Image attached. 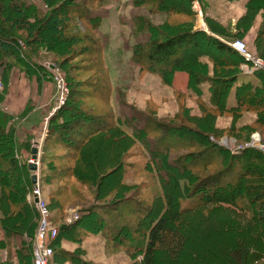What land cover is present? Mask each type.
Instances as JSON below:
<instances>
[{
	"label": "trees",
	"instance_id": "trees-1",
	"mask_svg": "<svg viewBox=\"0 0 264 264\" xmlns=\"http://www.w3.org/2000/svg\"><path fill=\"white\" fill-rule=\"evenodd\" d=\"M132 1L136 6L151 3L159 9H164L165 0ZM195 1L185 0L191 10ZM41 2L44 8L33 3L27 4L24 0H0V13L10 7L12 9L10 17L2 20L0 16V67L4 84L0 92V138L9 144V167L15 173L10 176H0V226L6 237L5 241L0 243V247L7 248L11 243L13 244L14 240H22V247L17 248V262L6 264H33V254H25V249L28 246L30 249L32 243H28L25 238L32 240L35 237L39 225V212L35 204L27 200L28 194L34 188L33 174L29 164L22 163V160L17 157L23 148L30 152L32 146L27 141L23 147L18 132L13 127L14 123H11L13 116L3 108L7 82L5 71L8 72L10 68H20L33 75H48L53 80L51 72L43 65H38V57L42 52L39 50L42 47H36L39 34L43 33L46 37L52 38V46L48 44L42 50L55 53L57 50L54 42H57L55 39H59L63 40L67 47L73 48L76 55L81 54L87 58L91 49L84 43L90 39V36L86 35L88 39L83 38L81 36L83 33L71 30L70 26L72 23L77 26L81 21L88 29L87 32L92 30L100 36L102 22L107 18L103 15L104 10L102 11L105 0H41ZM263 2L264 0H252L251 5ZM173 12L178 14L177 10ZM245 18L247 22L249 15ZM207 21L211 33L203 30L182 33L165 43L151 44L147 51H143L142 45L133 48L129 43H125L127 48L131 47V64L141 69L146 68L151 73L158 72L163 82L170 83L176 72L188 71L192 73L188 80L189 89L197 95H203L201 86L204 83L209 84L211 92L209 101L199 102L206 115L200 118L185 116L186 122L193 126L197 120L211 121L209 130L206 132L210 135L205 134V144L197 139L202 134H196L197 137L179 134L178 125L162 122L156 118L152 119V117L145 118L142 127H139L136 120L122 119L118 115L115 116L112 110L109 115H87L72 102H77L75 100L77 95L82 97L83 93L88 99V93L80 89L82 87L80 84L75 85L74 78L70 75L73 67L67 69L70 62L64 60V63L60 64L66 72L71 93L65 104L49 120L44 152L47 153L49 148L53 151L62 148L67 152L60 158L44 153L42 162L49 165L50 171L41 180L42 185L45 183L47 187L56 186L47 193L50 200L49 208L51 207L54 212L52 219L59 228L58 236L52 243L54 249L52 262L63 252L71 264H89L81 258L83 255L81 248L73 253L64 252L60 248L63 240H71L79 244L82 241L83 229L95 234L103 233L113 245L124 246L126 251L132 250L133 264H136L139 256L144 257L142 264H154L156 254L163 249L169 251L176 260L190 249L186 247V243L190 235L188 226L191 224L183 230L170 228L167 224L168 219L174 216V213L177 214L175 220L179 221L181 216L193 215L195 211L201 210V207L225 199L227 193L232 194L235 191L237 195L240 194L244 180L251 176L261 179L262 175L258 171L259 164L264 166L262 151L248 148L240 154H232L228 149L220 146L217 139L224 134H229L240 140H248L254 128L260 127L264 131V72L256 71L247 76L249 79L236 89V104L229 106L228 100L234 85L240 76H246L241 66L247 61L229 45L238 40L237 36L230 35L224 27L216 25L213 21L208 19ZM7 22H13L17 32L15 37L5 31L4 25ZM250 22H247V27ZM137 23L141 26L145 21L140 18ZM239 35L244 37L241 33ZM257 40L258 57L264 59V24L261 26ZM20 42L28 46L27 51L21 48ZM202 42L211 44L210 46L218 53L202 48ZM96 46L102 61L105 58V52L109 50L110 39L108 37L104 40L99 39ZM93 48L96 47L93 46ZM216 55H219L218 62L215 59ZM188 61H191L193 65L191 71L184 68ZM222 71L223 75H221ZM203 73L204 75L200 76ZM98 87L97 89L103 88ZM110 96L109 90L105 88L103 98L101 97L103 102L108 104ZM243 112L255 115L251 123L245 121ZM226 117L232 119L231 127H219L217 121ZM194 121L195 123H192ZM124 124H128L127 126L132 124V134L124 129ZM103 143H107L111 150L108 152L109 157L105 161V166L102 164L100 167L103 166L105 172L115 167L118 174L116 184L101 197L98 190L101 178L97 182L92 181L90 177L93 175L92 167L87 154L92 152L97 156L98 145ZM136 148L141 149L142 156L146 160L145 170L151 173L154 171L155 177L159 178L161 184L162 194L151 204L147 203L141 195L143 185H138L135 180H132L131 171L136 170V165L125 159L129 153L128 149ZM187 149L190 151L185 152ZM100 153L97 160H101ZM256 162H259L258 165ZM57 163H61L62 166L56 167ZM212 168L216 169L214 173L203 175ZM12 176L23 179L19 199L11 186ZM84 188H89L94 201L90 207L81 209L80 218L75 224L64 225L68 208L84 202L85 196L82 190ZM108 198L112 204L108 203ZM227 200H220L224 203V211L233 212L231 208L236 206L246 210L245 206H250L242 202L236 205L234 201H229L230 205L227 206ZM99 201L102 203H98ZM254 202L257 204L254 217L263 224L264 186ZM228 224L225 222L218 228L220 235L224 234ZM88 225H92L93 231L88 229ZM260 241L261 239L258 243ZM260 245L259 243V248L257 247L259 254H251L250 250L253 249L245 252L247 256L245 261L242 260L240 250H237L229 264H258L263 260L262 252H264V247ZM189 259L191 264H199L197 262L199 259Z\"/></svg>",
	"mask_w": 264,
	"mask_h": 264
},
{
	"label": "rangeland",
	"instance_id": "rangeland-1",
	"mask_svg": "<svg viewBox=\"0 0 264 264\" xmlns=\"http://www.w3.org/2000/svg\"><path fill=\"white\" fill-rule=\"evenodd\" d=\"M24 1L27 4L33 3L39 7H43L41 6V0ZM251 3L252 0H196L191 10L190 6H188V4L186 5L185 0H165L163 3L164 9H159L151 3H146L142 6H136L133 4L132 0H105L102 11L104 10L105 13L103 15L105 17L107 16V18L102 22L100 36L97 32H94L90 29L89 30L91 32H87L88 29H86L85 25L81 21L79 25L77 24V26L75 23H72L70 26L71 30L80 34L83 33L81 35L83 38L88 39V36H90V39L84 43L91 49V53L87 58L81 54L76 55V51L73 50V48L67 47L64 41L59 39H55L57 42H54V47L57 50L55 53H48L47 51L42 50L43 48H46L48 44L52 46V38H48L43 33H41L39 34L38 42L36 43V47H42V49H39L42 52L40 53L38 60L42 65L44 64L48 67H55V70L65 82L66 89L68 90L67 95L65 93L67 98H69L71 91L70 87L68 86L66 72L60 64H63L64 60H68L70 62L67 69L69 70L73 67L70 75L74 78L75 85L80 84L82 86L80 89L83 92L88 93V99L83 93L82 97L77 95V99H75L77 102L72 103L74 106L81 108L87 115H109L111 114L112 110L115 116L118 115L122 119H127L129 121L136 120V124L139 127H142L141 125H143L145 122V118L152 117V119L156 118L160 119L162 122L178 125V128H180L179 134H190V136L195 137H197L196 134L198 133L202 134L200 137H197V139L200 140L201 143L205 144V134L210 135L206 132L209 130L211 121L208 119H201L200 121L197 120L196 123L195 121L192 122L195 123V126H193L186 122L185 116L189 115L187 117L193 116L200 118L204 117V114L206 115V112L202 110L199 102L209 101L211 96L209 84L204 83L201 86L203 95H197L195 92L189 89L188 80L190 79V75L192 76V73L188 71L176 72L173 79L169 81L170 83L163 82L158 72L151 73L146 68L141 69L131 64V47L134 48L135 46L142 45V48L144 49L143 51H147L150 49L147 48L150 47L151 44L165 43L176 38L175 36L181 35L182 33L188 34L190 32L199 30H204L211 33L209 23L207 21L208 19L209 21H213L216 25L224 27L227 30V33L230 35L237 36L238 40L236 41H243L246 44L247 50L252 58L259 60L262 59L263 61V58L258 57L257 50L259 48L257 37L262 24H264V2L260 4L255 3L253 6ZM176 10L178 14L173 12ZM11 11V7L6 11H1V19L3 20L4 18L10 17ZM248 15L249 18L247 22H251L247 27L245 17ZM140 18H142L145 23L141 26H138L137 20ZM12 23L7 22L4 27L6 28L5 31H8L9 34L13 35L12 37H15L17 32ZM239 33H241V35L244 37H240ZM107 37L110 39V46L109 50L105 52V58L101 61V58L96 50V43L97 40H104ZM125 43H129L131 47L127 48ZM24 45L26 47V44ZM210 45L211 44L208 42H202V48L218 53ZM93 46L96 48H93ZM216 56L217 58L215 59L217 62L220 61L219 55ZM191 64V61L186 62L184 68L191 71L193 69V65ZM223 74L224 72L222 71L221 75ZM203 75L204 73L200 76ZM221 75L218 76L220 77ZM248 79L249 77L247 76H240L239 80L232 89L230 98L228 100L229 106H234L236 104V89ZM53 81L58 102L62 91L59 89L55 78ZM98 86L103 88L97 89L99 88ZM105 88L109 90L111 95L109 99L110 101H108L109 105L103 102L102 99ZM243 113L245 121L247 123H251L255 115L253 113ZM11 123H14L13 127L18 132L20 128V125L18 124L20 122H18L16 118L13 117V119H11ZM231 124L232 119L228 117L220 118L217 121V125L223 128H229L231 127ZM127 125L128 124H124V129L128 131L129 134H132V124L131 126ZM46 129H49V122H47V126H45L43 129L38 130L40 131V134H42V132ZM253 130L254 131L251 132L252 134L249 133L251 134L249 139H245L246 141L237 139L235 136H229V134H224L222 137H219L220 139L217 140L221 141L222 138H227L229 140L235 141L236 145L238 146H245L252 140L253 137L260 136L264 143V131L262 128L257 127ZM18 136L20 137V142L24 147L26 144L25 142L27 141H29L31 146L34 145L32 143L35 141V139H32L31 136L26 139L25 136L19 134V132ZM8 145L9 144L6 141L0 138V176H10V174H15L9 167L10 153L8 150ZM203 146L204 145H202V147ZM110 150L111 147L107 143L98 145L97 156L101 151V160H97V156L93 155L92 152L87 154V158H90L89 161L91 162L92 167L93 175L90 176L92 177V181L97 182V180H100L101 178L98 189L101 197H103L102 195L106 194L109 189L113 188V186L116 184V175L118 174V171H116L115 167H112L109 171H103V166L106 164L105 161L109 157L108 152H110ZM128 151V156L126 155L125 158L126 161H131V163L136 165V170L131 171L133 176L132 180H135L138 185H143V191H141V195L143 199L147 201V203L151 204L156 197L162 194L159 178L155 177L154 171H152V173L149 171V173L145 170L146 160L142 156L143 153L140 148L133 150L128 149ZM188 151H190V149L185 150V152ZM196 151H198V149ZM26 152H28V150H26ZM66 152L67 150H63L62 148L58 149L57 151H53L49 148L48 152L46 153L44 152V146H40V153L43 155L40 158L41 164H38L39 171L37 172L40 176L39 180L42 197L45 200L48 208L50 200L47 196V193H49L56 186L47 187V185L44 183L43 187L41 182L42 177L49 173L50 170L49 165L42 162V158L44 153L51 157L58 156V158H60ZM19 153L20 154L17 156L18 159L22 160V163H29L31 158L23 159L24 153ZM256 163L258 165L259 162ZM102 164L103 166L101 168L100 166ZM50 165L53 166L52 164ZM61 166V163L56 164V167ZM254 168L258 169L257 167ZM263 169L264 166L259 164L258 173L262 175L261 179L251 176L249 179L244 180L240 194L237 195L236 192L233 191L232 194L227 193L225 195V199H220H229L227 200V206L230 205L231 201H234L236 205L241 202L243 204L250 205H241L245 206L246 210L236 206L231 208L233 212L224 211L223 201L218 200L214 204L201 207V210L195 211L193 215L191 214L187 217L181 216L179 221L175 220V215L177 214L174 213V216L171 217L172 219H168L167 224L170 228L183 230L187 229L188 224H191V226H188V228H190V235L188 236V241L186 243V247H189L190 249L185 251L184 254L178 257L176 260L174 259V256H172L171 253L166 249L159 250L155 256L154 264H191L189 258L199 259L197 261L199 264H229L231 263L230 260H233L232 255L237 250H240L243 261H245V259L247 260L246 253L250 249H253L252 251L250 250L251 254H259V243L261 244L260 246L264 247V223L260 224L261 222H258L254 217V210L257 211V204H255L254 200L261 191L262 186H264ZM215 171L216 169L212 168L203 175L211 174ZM32 174L34 173L32 172ZM132 180L130 181L132 182ZM22 181L23 179L12 176L11 186L17 193L16 196L18 199L21 196V187L23 186ZM93 188L97 190L96 187ZM34 189L35 186L27 196V200L31 204L34 203L32 200ZM88 189L89 188L82 189L85 196L84 202H79L74 206L71 205V207H69L67 210V214L68 212L71 214V212H74L77 209H85L90 207V204L92 201H94V199L91 198L93 196L90 195L91 193ZM107 200L109 202H106L112 204L110 203L111 200H109V198ZM98 203H102V201H99ZM49 210L51 212V216L54 218V212L52 211L51 207ZM67 217L68 215L66 216L65 221L67 220ZM225 222L229 223L227 226L228 228L224 230L223 235H220L218 228L223 226ZM103 237L104 236L102 235H98V243L91 247V255L87 257L86 260H99L98 256L101 254V246L104 243ZM260 239L261 241L258 243V240ZM25 240H27L28 243H32L33 241L31 239L28 240L27 238H25ZM0 243L2 242L0 241ZM10 246L7 250L8 252L11 250V248L15 249L22 247V240H14V244L11 243ZM28 248L25 249V254L31 255L33 253L32 245L30 246V249ZM0 250L2 251L0 252L1 263L4 247H0ZM262 254L263 260L258 264H264V252H262ZM143 258L144 257L139 256L137 258L136 264H142ZM106 259L107 258L104 255L103 259L101 258V260L107 261V264H112L113 261ZM122 261L124 264H130V260L124 254Z\"/></svg>",
	"mask_w": 264,
	"mask_h": 264
},
{
	"label": "crops",
	"instance_id": "crops-1",
	"mask_svg": "<svg viewBox=\"0 0 264 264\" xmlns=\"http://www.w3.org/2000/svg\"><path fill=\"white\" fill-rule=\"evenodd\" d=\"M27 49L28 47L26 45L25 49L23 50L27 51ZM38 65H42L41 62L38 61ZM43 66L45 67L46 65L43 64ZM8 70V72L5 71L7 82L5 85L3 108L8 111L13 117H15L18 122H20L18 124L20 125L18 131L19 134L25 136L26 139L31 136L32 139H35V141L32 143L34 145L39 143L40 146H44L47 129L44 131L42 130V134H40V131L38 129H43L45 126H47L49 117L52 115V113H54L56 109L57 97L55 93L54 81L52 80V78L50 79V76L48 77V75H33L20 68H10ZM34 145H32V148ZM21 153H24L23 159H32L31 151L26 152V150L23 148L21 150ZM40 155L42 156L43 154L40 153ZM80 211L81 209H77L76 211L71 212V214L68 212L67 215L69 217L73 213H77L80 216ZM63 224L67 225L66 221H64ZM88 229L90 231H93L92 225H88ZM98 235L104 236L103 233L95 234L83 229L81 231L82 241L79 244L71 240H63L61 242L60 248L62 249V251L67 253H73L78 248H81L83 250V255L81 258L89 264H107V261L101 260V258L103 259V255L108 260L113 261L112 264H124L122 261L123 254L130 260V264L134 263V260L131 258V255L134 253L132 250H127V252L123 248L124 246L113 245V243L107 240L105 236L103 237L104 243L101 246V254L98 256L99 260H86V258L91 255V247L94 244L98 243ZM5 239V233L1 228L0 241L4 242ZM8 248L9 247L4 248L3 252V254H8V261L4 262L2 260L0 264L17 262V248H11V250L9 251L10 253L7 251ZM88 249L90 250V253ZM0 252L2 251L0 250ZM54 260L55 261L52 262V264H71V262L65 257V254L63 252L61 253V255L56 256Z\"/></svg>",
	"mask_w": 264,
	"mask_h": 264
},
{
	"label": "built area",
	"instance_id": "built-area-1",
	"mask_svg": "<svg viewBox=\"0 0 264 264\" xmlns=\"http://www.w3.org/2000/svg\"><path fill=\"white\" fill-rule=\"evenodd\" d=\"M20 46L25 49V45L20 42ZM230 46L240 53L247 61V63L241 66L243 74L252 75L256 71L264 72V60L252 58L247 50V46L243 41H235L234 43H230ZM51 72L53 78H55L56 83L59 86V89L62 91L60 99L57 102V109H59L62 105L65 104L68 90L66 89L65 82L59 76L55 67L45 66ZM4 84L1 76L0 70V92L3 90ZM214 140V139H212ZM219 145L228 149L232 154H240L245 149L255 148L259 149L264 153V143L261 137H253L252 140L245 146H238L236 142L233 140H229L227 138H222L219 141ZM38 146V144H37ZM40 148V146H39ZM30 163H34V160H30ZM39 164V162H38ZM36 199L38 202L36 203ZM33 202L36 205V208L39 212V225L36 231L35 237L32 239V250H33V264H51L54 256V249L52 247V243L58 236L59 228L54 224V221L51 216V212L42 197V192L40 189V184L38 183L35 186L34 194L32 198ZM80 216L77 213H73L71 216L67 217L66 223L67 225H72L79 220ZM2 260L4 262L8 261V254L4 253L2 255Z\"/></svg>",
	"mask_w": 264,
	"mask_h": 264
},
{
	"label": "water",
	"instance_id": "water-1",
	"mask_svg": "<svg viewBox=\"0 0 264 264\" xmlns=\"http://www.w3.org/2000/svg\"><path fill=\"white\" fill-rule=\"evenodd\" d=\"M31 155H32V159L34 160L35 163L33 164H29V169L31 172L34 173V175L32 176V182L34 185H37L39 182V178L37 176V171H39V165L38 162L40 161V150L37 147V145H35L32 150H31ZM37 172V173H36ZM38 202V199H36V203Z\"/></svg>",
	"mask_w": 264,
	"mask_h": 264
}]
</instances>
